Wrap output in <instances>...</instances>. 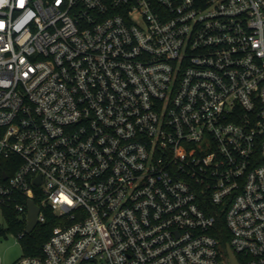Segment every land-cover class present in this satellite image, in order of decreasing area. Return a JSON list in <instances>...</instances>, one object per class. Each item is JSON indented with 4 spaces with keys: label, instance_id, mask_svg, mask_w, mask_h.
<instances>
[{
    "label": "built area",
    "instance_id": "1",
    "mask_svg": "<svg viewBox=\"0 0 264 264\" xmlns=\"http://www.w3.org/2000/svg\"><path fill=\"white\" fill-rule=\"evenodd\" d=\"M0 25V243L29 200L58 222L11 264H225L220 214L264 264V0H7Z\"/></svg>",
    "mask_w": 264,
    "mask_h": 264
},
{
    "label": "trees",
    "instance_id": "2",
    "mask_svg": "<svg viewBox=\"0 0 264 264\" xmlns=\"http://www.w3.org/2000/svg\"><path fill=\"white\" fill-rule=\"evenodd\" d=\"M214 209L215 208L210 202L204 203V210L207 211L208 214H214ZM43 212L46 217L45 224H38L31 232V234L24 239V244L26 245V248H24V250L26 255L40 256L42 243L46 241L52 229L58 224L56 218L52 216V213L48 208L44 209ZM12 222L14 223H10V232L17 234L24 231L26 226L24 217L17 216L13 218ZM227 229L228 228H226L224 224L223 215L220 214L217 217L216 225L210 234L216 237L220 241V244L223 245V247L227 246V244H229L230 242V235ZM236 258L240 264H244V259L242 258V256L236 254Z\"/></svg>",
    "mask_w": 264,
    "mask_h": 264
},
{
    "label": "rangeland",
    "instance_id": "3",
    "mask_svg": "<svg viewBox=\"0 0 264 264\" xmlns=\"http://www.w3.org/2000/svg\"><path fill=\"white\" fill-rule=\"evenodd\" d=\"M0 254L3 256L5 264H11L20 259L25 254L24 239H18L16 236L10 234L7 240H3L0 243Z\"/></svg>",
    "mask_w": 264,
    "mask_h": 264
},
{
    "label": "water",
    "instance_id": "4",
    "mask_svg": "<svg viewBox=\"0 0 264 264\" xmlns=\"http://www.w3.org/2000/svg\"><path fill=\"white\" fill-rule=\"evenodd\" d=\"M35 183H39V179H37L35 181ZM28 219H27V224L25 227V233L29 234L33 231V229L35 228L36 224H37V215L39 212V208L38 206L34 203V201L29 200L28 203ZM222 253H224L225 257V264H240L236 258V256L234 255V253L232 252L231 247L227 244V246H225L224 248L221 249Z\"/></svg>",
    "mask_w": 264,
    "mask_h": 264
},
{
    "label": "clouds",
    "instance_id": "5",
    "mask_svg": "<svg viewBox=\"0 0 264 264\" xmlns=\"http://www.w3.org/2000/svg\"><path fill=\"white\" fill-rule=\"evenodd\" d=\"M25 0H20V5L23 6ZM7 3V0H0V6H2L3 4ZM2 26V25H0Z\"/></svg>",
    "mask_w": 264,
    "mask_h": 264
}]
</instances>
